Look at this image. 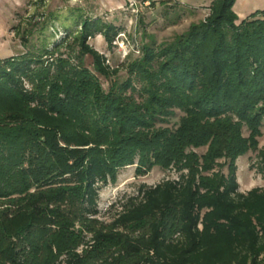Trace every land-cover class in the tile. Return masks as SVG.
<instances>
[{"label": "trees", "instance_id": "16d2710c", "mask_svg": "<svg viewBox=\"0 0 264 264\" xmlns=\"http://www.w3.org/2000/svg\"><path fill=\"white\" fill-rule=\"evenodd\" d=\"M236 1L166 40L143 30L123 82L89 43L122 33L99 18L81 17L75 55L65 37L0 58V264H264V186L241 192L237 166L257 152L264 178V12ZM130 167L178 176L105 222L101 189Z\"/></svg>", "mask_w": 264, "mask_h": 264}, {"label": "rangeland", "instance_id": "374dc122", "mask_svg": "<svg viewBox=\"0 0 264 264\" xmlns=\"http://www.w3.org/2000/svg\"><path fill=\"white\" fill-rule=\"evenodd\" d=\"M154 1V4L152 2ZM0 0V58H8L28 52L44 54L55 48L63 38L67 42L60 49L71 55L78 52L74 36L80 30L81 17L101 19L115 24L121 30L111 49L101 35L89 40L90 45L104 53L107 63L119 68L117 80L127 79L128 64L139 56L136 45L142 46V32L155 33L158 39H169L186 31L192 22L208 16L212 1L205 0ZM251 0H239L235 12L255 14L249 8ZM238 14V13H237ZM244 15V14H243ZM264 18V13L259 15ZM258 16V17H259ZM248 17V16H247ZM86 66L93 69V60L87 56ZM103 87L108 90L110 80L99 76ZM246 136L249 134L245 130ZM260 148L264 146V122ZM203 151V150H200ZM253 165V166H252ZM238 182L241 192L260 187L263 176L257 172V152L248 151L237 160ZM174 170L161 171L155 168L146 176H135V167L120 172L116 184L103 186L99 199L98 217L111 222L121 211L122 205L131 196L138 194L142 185H156L165 179H174Z\"/></svg>", "mask_w": 264, "mask_h": 264}, {"label": "crops", "instance_id": "0c3cea01", "mask_svg": "<svg viewBox=\"0 0 264 264\" xmlns=\"http://www.w3.org/2000/svg\"><path fill=\"white\" fill-rule=\"evenodd\" d=\"M206 1H209L210 2L212 0H205V2ZM238 2H239V0L236 1V4L234 6V10H235ZM249 8L254 9L253 11H256L257 9H260V8L261 9L262 8L264 9V0H251V5H249ZM237 13H238L239 17H241V18H245V17L249 16V15L246 16L247 13L246 14L243 13V12H237ZM263 186H264V184L262 186H260V187H263ZM247 191H249V190H246L245 192H247Z\"/></svg>", "mask_w": 264, "mask_h": 264}]
</instances>
